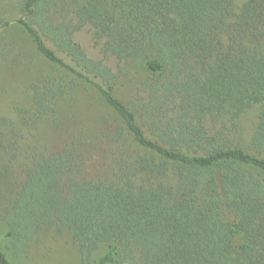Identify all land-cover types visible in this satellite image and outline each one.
Segmentation results:
<instances>
[{
    "label": "trees",
    "instance_id": "obj_1",
    "mask_svg": "<svg viewBox=\"0 0 264 264\" xmlns=\"http://www.w3.org/2000/svg\"><path fill=\"white\" fill-rule=\"evenodd\" d=\"M14 2L39 53L95 88L122 123L33 152L21 182L0 160L12 256L26 260L51 233L82 264L101 243L110 250L96 264H264V0ZM61 7L72 19H57ZM9 24L0 17V47ZM84 26L105 54L144 61L151 75L134 101L114 93L112 69L74 39ZM65 95L64 78H42L22 121L56 117ZM248 115L257 153L235 137ZM100 137L131 141L115 144L118 181L86 174ZM0 264H14L1 245Z\"/></svg>",
    "mask_w": 264,
    "mask_h": 264
},
{
    "label": "rangeland",
    "instance_id": "obj_2",
    "mask_svg": "<svg viewBox=\"0 0 264 264\" xmlns=\"http://www.w3.org/2000/svg\"><path fill=\"white\" fill-rule=\"evenodd\" d=\"M15 0H0V17L10 21L1 30L0 47V160L10 172L13 181L21 182L25 167L33 152H50L69 143L74 134L83 136L87 133L99 132L98 128L115 130L122 121L102 100L100 93L87 83L76 78L72 73L56 67L47 61L37 50L24 27L17 22L20 13ZM245 0H237L239 4ZM57 19H72L66 8H59ZM74 39L87 54L97 60H103L113 71L111 81L114 93L130 103L141 94V83L151 75L141 59H118L114 55L105 54L102 47L92 37V30L84 26L74 33ZM47 44L67 62L70 57L59 51L47 39ZM55 77L57 81L65 79L67 95L58 101L56 117H42L36 123H24L19 110L33 106L31 93L33 87L42 78ZM252 115L244 122V129L235 134L239 145L251 152L257 149L251 144L250 132ZM249 123V124H248ZM112 138V137H111ZM105 142L92 147L94 156L86 163V174L89 178L106 182L118 181L120 172L117 163L115 144H128L124 139ZM264 157V153H259ZM121 155V154H120ZM258 172L257 169H255ZM264 176V172L262 173ZM6 226L0 223V245L14 264H82L74 245L66 236L44 234L33 248L26 260L14 258L8 248L5 236ZM110 250L108 243H101L86 264H96ZM119 264V263H109Z\"/></svg>",
    "mask_w": 264,
    "mask_h": 264
}]
</instances>
